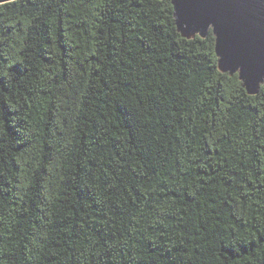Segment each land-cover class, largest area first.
Wrapping results in <instances>:
<instances>
[{
  "label": "trees",
  "instance_id": "1",
  "mask_svg": "<svg viewBox=\"0 0 264 264\" xmlns=\"http://www.w3.org/2000/svg\"><path fill=\"white\" fill-rule=\"evenodd\" d=\"M0 264H264V86L171 0L0 5Z\"/></svg>",
  "mask_w": 264,
  "mask_h": 264
},
{
  "label": "water",
  "instance_id": "2",
  "mask_svg": "<svg viewBox=\"0 0 264 264\" xmlns=\"http://www.w3.org/2000/svg\"><path fill=\"white\" fill-rule=\"evenodd\" d=\"M20 0H0V5ZM174 18L183 38L216 37L219 69L224 74L239 76L250 96L260 94L264 84L249 87L239 72L226 69L222 50L249 65L254 72L264 66V0H171ZM219 33L217 35L216 33Z\"/></svg>",
  "mask_w": 264,
  "mask_h": 264
},
{
  "label": "snow or ice",
  "instance_id": "3",
  "mask_svg": "<svg viewBox=\"0 0 264 264\" xmlns=\"http://www.w3.org/2000/svg\"><path fill=\"white\" fill-rule=\"evenodd\" d=\"M216 34L219 35L218 32ZM221 55L224 57L226 69L232 73L238 71L240 76L248 82L250 88L258 84H264V66L261 67L259 72H254L245 62L234 59L227 50H222Z\"/></svg>",
  "mask_w": 264,
  "mask_h": 264
}]
</instances>
